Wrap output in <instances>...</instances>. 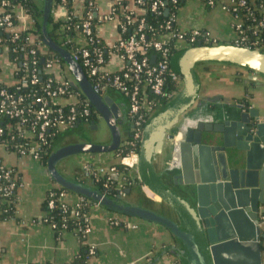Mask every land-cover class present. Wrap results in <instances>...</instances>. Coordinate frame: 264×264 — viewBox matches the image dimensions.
Wrapping results in <instances>:
<instances>
[{
    "label": "water",
    "instance_id": "water-1",
    "mask_svg": "<svg viewBox=\"0 0 264 264\" xmlns=\"http://www.w3.org/2000/svg\"><path fill=\"white\" fill-rule=\"evenodd\" d=\"M52 7V0H43L41 39L63 61L71 85L94 107L109 134L107 143L93 142L82 134L79 142L54 148L46 161L52 180L59 187L114 214L163 226L178 245L170 248L177 256L185 258L187 264H262L260 241L264 234L257 214L263 203L264 115L254 108L244 109L239 105L235 113L217 110L207 120L185 129L184 139L179 143L180 173L172 176V184L161 174L158 157L167 131L197 98L198 64L212 62L241 67L252 73L248 80L251 81L254 75L264 77V52L217 43L183 48L172 56L169 68L181 77V86L143 125L135 174L144 195L166 206L175 217L173 220L141 205L110 198L58 172L56 165L64 158L116 150L121 143V112L109 96L93 90L70 53L50 39L47 24ZM90 127L99 129L100 124L92 123ZM174 185L183 186V192L178 194Z\"/></svg>",
    "mask_w": 264,
    "mask_h": 264
},
{
    "label": "built area",
    "instance_id": "built-area-1",
    "mask_svg": "<svg viewBox=\"0 0 264 264\" xmlns=\"http://www.w3.org/2000/svg\"><path fill=\"white\" fill-rule=\"evenodd\" d=\"M179 1L149 0L145 3V0H107L101 12L94 0H84L82 12L79 13L65 6L67 0H58L56 7L60 15L56 11L55 13L51 11L54 19L60 20L59 28L64 33L63 42L69 47L71 57L80 65L93 90L104 95L111 89L121 93L127 99V114L133 121L129 142L131 146L139 142L142 127L153 113L157 100L167 96L164 87L181 81L178 75L170 71L171 52L175 49L190 47L198 39L200 44L202 42L217 43L205 30L194 27L184 30L176 26L175 14H169L168 5L176 6ZM199 1L209 8L220 5L232 15L236 35L231 44L264 52V38L258 36V31L264 33V21L255 23L251 37H248L242 29L241 19L234 14L236 10L234 4L243 6L245 0L237 2L219 0L217 3L215 0ZM144 11L156 16L167 11L164 14L167 20L158 29L146 27ZM260 11L264 14V6ZM0 13L2 14L0 26L8 33L7 40L0 39V54L7 55L14 77L21 69V76L18 79L15 78L14 84L35 85L41 81V74L46 75L39 88V94L32 96V103L36 107L26 106L25 98L21 95L0 89V115L21 118V122L14 127H7L8 132L13 131V134L7 140L0 142V147L8 149L11 147L10 142L18 138L20 142L11 151L37 158L40 148L48 145L49 137L73 128L80 118L89 116V103L87 99L81 101L76 92L68 89L71 79L65 78L61 63L51 56V51L44 45L41 36L34 32L33 20L22 7L19 4H12L10 0H0ZM103 24H111L116 36L110 42H103L104 47L107 48V58L103 54L104 51L93 46L95 40H101L98 39V32L100 25ZM145 27L148 29L145 30ZM23 31L24 36L20 37ZM96 37L98 38L95 39ZM16 41H19L26 49L20 58L17 56L16 46L12 45ZM11 55L14 56L11 57ZM38 55L46 57L41 69L37 67ZM110 56H117L121 63V66L113 71L105 68ZM61 99L64 101L60 102ZM26 114L32 115L27 126L24 120ZM94 116L97 120L100 119L96 111ZM3 133L4 129L0 127V136ZM121 145L124 143L122 142ZM135 161L136 151H131L122 158V162L130 170H134L133 179H137ZM86 172L94 177L98 175H107L108 178L114 179L118 177L114 164L104 173L92 167H87ZM9 174L10 169L0 160V203H4L7 197H14V190L21 186L20 182L15 184L14 180L9 181ZM121 186L117 189L118 197H124L126 194V189ZM67 194L69 193H59L60 206L71 207L72 217L81 215L86 226L83 229L78 228V231L86 236L89 229L90 209L98 205H91L89 211L79 214L78 208L81 202L85 204L89 201L79 197L75 203L68 204ZM53 205L52 200L48 202L49 208ZM257 217L259 225H264V210L258 211ZM109 223L113 226L123 225L124 228H135V225L121 222L118 218H110ZM50 226L53 229V226ZM89 253H94V248L91 246H89Z\"/></svg>",
    "mask_w": 264,
    "mask_h": 264
},
{
    "label": "crops",
    "instance_id": "crops-1",
    "mask_svg": "<svg viewBox=\"0 0 264 264\" xmlns=\"http://www.w3.org/2000/svg\"><path fill=\"white\" fill-rule=\"evenodd\" d=\"M83 3L84 0H71L70 7L72 11L80 13ZM94 3L101 11L107 0H94ZM52 10L53 13L56 11L60 15L56 6L53 5ZM233 23L232 15L220 5L209 8L199 0H186L175 13V24L178 28L187 30L194 27L205 30L217 43H232L236 35ZM98 37L103 42L114 40L116 36L113 26L100 25ZM120 66L117 56H110L105 64V68L109 71L116 70ZM62 73L65 75L64 72ZM196 73L199 81L197 98L180 116L179 121L167 131L158 157L159 170L170 184H172V176L180 173L179 143L184 139L185 129L200 120H207L217 110L235 113L239 110V105L244 109L254 108L264 115L263 76L254 75L250 78L251 81H248L252 73L247 70L212 62L200 64L196 68ZM0 81L7 86L15 82L12 67L4 53L0 54ZM111 99L119 108L122 119L126 111L124 103ZM241 99H246L244 101L247 105ZM101 121L97 123L100 124ZM172 128L175 129L173 132H171ZM90 130L95 132L97 129L89 128V133ZM108 140L109 136L97 142L107 143ZM70 143L75 142L63 138L56 146L62 147ZM0 160L4 166L14 169L15 177L21 185L16 190L15 217L0 220V264L70 263L80 250L77 236L63 232L60 238H56L52 227L42 221V203L45 195L57 185L50 177L46 165L32 155H19L3 147H0ZM116 160L113 151L89 152L64 158L56 167L65 178L90 185L87 167L104 173ZM173 187L178 194L183 192V186ZM78 198L77 195L69 193L66 202L73 204ZM126 201L137 204L138 198L132 196ZM154 203L161 207L156 201ZM261 210H264V171L263 203L259 205L258 211ZM110 218H118L121 222L135 225V228L115 227L109 223ZM88 225L86 242L95 249V254L89 257L87 264H148L151 261V264H181V256H177L170 248L178 247L175 239L167 229L157 223L116 215L102 207L93 206L90 209ZM259 228L264 234V225H259ZM260 246L261 262L264 264V238H261Z\"/></svg>",
    "mask_w": 264,
    "mask_h": 264
},
{
    "label": "trees",
    "instance_id": "trees-1",
    "mask_svg": "<svg viewBox=\"0 0 264 264\" xmlns=\"http://www.w3.org/2000/svg\"><path fill=\"white\" fill-rule=\"evenodd\" d=\"M10 1L12 4H19L22 7V9L32 18L34 32L40 36L42 3L40 4L37 0H10ZM145 1H146L145 3H147L149 0H145ZM185 1L186 0H180L176 4V6L168 5L169 14H172V13L175 14L179 6L183 4ZM215 1L217 3L219 0H215ZM231 1L237 2L238 0H231ZM57 3H58V0H52V5L56 6ZM70 5H71V0H67L65 6L69 8ZM263 6H264V0H253V1L245 0V5L243 6H239L237 3L234 4V7L236 8L234 14H236L241 19L242 29L244 33L248 35V37L249 36L251 37V32L254 28L255 23H257L258 21H264V14H262V12L260 11V9ZM1 15L2 14L0 13V17ZM143 17L145 18L146 27H151V28H156V29H158V27L167 20V16H165L164 14H160L156 16L148 11H144ZM59 21H60L59 19L55 20L54 17L50 15L48 24H47L48 34L50 36V39L56 45L70 52L69 47L65 45V43L63 42L64 33L59 28V24H60ZM146 27H145V30L148 29ZM21 36H24V31L20 33V37ZM258 36L260 38H264V33H261L260 31H258ZM97 38L98 37H96L95 39ZM0 39L2 41H5L8 39V33L4 31L2 26H0ZM198 44H200V39L196 40L195 43H193L191 46H196ZM201 44H204V43L202 42ZM214 44H217V43H214ZM12 45L16 46L17 56L20 58V55H23L24 51L26 50L24 45H21L19 41H16ZM93 46L104 51L103 54L107 58V48L104 47L103 41L95 40ZM177 51L179 50L178 49L173 50L171 52L172 56ZM50 54L51 56H53L55 59H57L61 63V66L63 67V71L65 74L64 75L65 78L70 79V77L65 73L63 61L53 52L52 53L50 52ZM12 56L14 55H11V57ZM45 58L46 57L44 55L43 56L38 55L37 57L38 69H41L42 66L44 65ZM203 63H206V62H203ZM199 65L200 64H198L196 68ZM20 76H21V69L15 75V78L18 79ZM45 77L46 75L41 74V78H42L41 81H39L35 85H30V84L22 85L19 83H15L13 85L7 86L4 83L0 82V89L3 88L6 91L14 93L15 95H21L25 98L26 106L36 107V105L32 103V96L34 94L36 95L39 94V88L43 84ZM179 78L181 79L180 76ZM236 81L239 82V80H236ZM180 86H181V81H179L178 83L174 82V83L167 84L164 87V92L165 94H167V96H164L162 98L160 97L157 100L158 103L153 113L159 110L160 108H162L163 106H165L171 100V98L176 94V92H178V90L180 89ZM68 89L70 91L76 92L78 98L81 101L86 100L85 96L77 88H74L72 85H69ZM105 94L113 99L120 100L124 103V107L126 109L124 118L126 120L125 123L127 122L128 124L127 129L129 131L127 133H124L125 136L122 135L123 137L121 138V142H123L124 145L119 146L116 150L113 151L117 159L116 162L114 163V166L116 167L118 177L114 179L111 177L108 178L107 175H103V176L98 175L97 177L89 175L90 176L89 178L91 180L90 185L94 187L95 189H97L99 192L104 193L105 195L109 196L110 198L117 197L119 198V200H122V201L123 200L126 201L127 200L126 198L128 197L130 198L132 196H135L136 198H138V202L136 205L142 204L141 206L143 207L154 210L160 214L166 215L170 217L171 219L175 220V217L172 215V213L168 210L166 206L164 205H161V207L157 206L155 205L153 200L147 198L144 195L141 189L140 183L138 182L136 178L133 179L132 177L134 172L130 170V168L124 162H122V158L125 157V155H127L129 152L137 151L138 142L134 143V146L129 145V142L131 140V134H132L131 127H132L133 121L131 117L127 114V105H128L127 99L121 93L109 89L105 92ZM241 100L243 103L247 105V102L244 101L246 99L244 100L241 99ZM94 111H95L94 107L89 103V116L88 117L80 118L73 128L69 130H65L63 132H58L54 134L53 136L49 137L48 145L42 146L37 156V158L41 161L43 165H46V161H47L49 154L54 148L57 147L56 145L59 143V141H61L63 138H65L66 136H68L69 134L73 132L80 131L81 129L83 130L84 128L89 129L92 123L95 124L100 120V119L99 120L96 119V117L94 116ZM24 118L23 119L25 120V125L27 126L28 122L32 119V115L26 114ZM20 122H21V118H9L7 116L0 115V127L4 129V133L0 136V142L7 140L13 134V131L8 132L7 127L8 126L14 127ZM125 123H123V126H125ZM171 130H172L171 132H173L175 129L172 128ZM19 142H20V139L18 138L11 141L10 142L11 147L8 148L7 150H10V151L13 150ZM8 180L9 181L14 180L15 184L19 182L18 178L15 177L14 169H10ZM120 186L128 191L126 192L124 197H118L117 189ZM60 192L70 193L69 191L59 187L58 185H56V187L47 191L45 198L43 200V203H42V210H43L42 221L48 225L53 226V231H54L56 238H60L63 232H70V233L75 234L80 243V250L75 255L74 259L68 264H87V260L89 259V257L95 254V249H94L93 254L89 253V245L86 242V236H84L82 232L78 231V228L83 229L86 226V222L83 221V219L81 218V215H79V217H72L71 207L65 206V208H62L60 206V202L58 200V195ZM14 194H15L14 197H7L4 203H0V220H6V219L15 217L14 202L16 199V189L14 190ZM51 200L54 203V205L53 207L49 208L48 202ZM91 205H94V204L91 202H88L85 204L81 202L80 207L78 208V213L82 214L84 212L89 211V207ZM115 227H123V225H118ZM180 262L181 264H187L186 259L183 257H180ZM42 264H50V263H42Z\"/></svg>",
    "mask_w": 264,
    "mask_h": 264
},
{
    "label": "rangeland",
    "instance_id": "rangeland-1",
    "mask_svg": "<svg viewBox=\"0 0 264 264\" xmlns=\"http://www.w3.org/2000/svg\"><path fill=\"white\" fill-rule=\"evenodd\" d=\"M37 1L41 4L43 0H37ZM82 134H84L86 137L90 139L97 140V141H101L104 138H108L109 136L108 131L103 121H101L99 129L93 132V134L88 132V128L87 129L84 128L83 130L81 129L80 131L69 134L68 136L65 137V140L68 139L71 142H79V139L82 140V136H83Z\"/></svg>",
    "mask_w": 264,
    "mask_h": 264
},
{
    "label": "flooded vegetation",
    "instance_id": "flooded-vegetation-1",
    "mask_svg": "<svg viewBox=\"0 0 264 264\" xmlns=\"http://www.w3.org/2000/svg\"><path fill=\"white\" fill-rule=\"evenodd\" d=\"M120 121V124H119V126H120V129H121V138L123 137V136H125L124 135V133H127L129 130L127 129V126H128V124H127V122L125 123V118L123 117V119L121 120H119ZM123 123H125V126H123ZM91 126V125H90ZM90 129H91V127H90ZM95 130V129H94ZM90 132H91V134H93V131L92 130H90ZM123 135V136H122ZM122 143V142H121ZM120 143V144H121Z\"/></svg>",
    "mask_w": 264,
    "mask_h": 264
}]
</instances>
